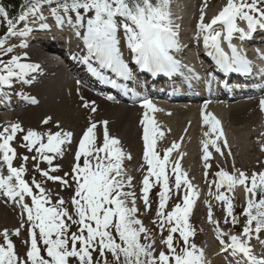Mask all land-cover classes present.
Returning <instances> with one entry per match:
<instances>
[{
  "label": "snow or ice",
  "instance_id": "6c2138e0",
  "mask_svg": "<svg viewBox=\"0 0 264 264\" xmlns=\"http://www.w3.org/2000/svg\"><path fill=\"white\" fill-rule=\"evenodd\" d=\"M0 18L6 25V32L0 36V89H11L16 84L30 85L36 79L42 71L41 65L30 62L26 51L12 53L17 47L28 48V39L34 32L48 31L53 26L58 30H70L82 42L80 55L74 58L101 84L125 96L136 98L134 85L141 73L155 79L161 75L172 77L186 69L176 58L180 45L169 0H24L21 11L14 17L0 6ZM49 18L53 24L48 22ZM197 30L217 70L225 74L250 75L253 66L233 39L242 43L257 30L264 31V0H226L208 22L201 10ZM12 40H19V45L6 46ZM225 44L228 51H225ZM6 56L10 58L5 59ZM187 74L199 80L191 69H187ZM81 99L82 107L90 109L91 113L97 112L95 101ZM107 99L111 100L112 96ZM140 103L150 112L158 111L147 98H142ZM259 106L264 111V98ZM207 107L205 103L200 114L203 124L208 126L203 134L206 139L201 143L209 195L223 202L224 221L233 226L239 221L234 214L232 198L225 192L243 186L246 199L240 235L220 232L219 221L213 220L210 204L208 222L216 225L220 254L231 257L229 264H264V255H256L251 245L255 239L264 248V239H261L264 233V170L247 175L239 169L233 168L229 173L220 168L212 173L214 179L208 180L212 157L209 146L221 156H224L222 147L229 146L226 139L222 146L217 143L224 134L220 121L206 110ZM51 119L46 117L41 123L48 125ZM141 124L144 126L143 160L147 168L139 199L148 211L150 193L159 187L156 219L152 221L160 232L158 252L153 230L138 218L140 210L135 192L124 190L132 187V177L125 179L123 175L125 153L119 139L110 135L107 121L97 122L89 117L78 139L73 131L61 128L58 121L56 131L24 129L14 122L0 129V196L6 198V203L11 201L19 206L26 221L11 234L8 229L0 232V264H208L205 251L190 239L196 230L189 217L199 193L182 170L180 160H170V154L179 145L173 143L161 156L156 150V139L163 133L152 126L148 112ZM99 125L103 126L102 143L97 132ZM260 138V149L264 152V132L260 133ZM17 140L19 147L32 153L31 156L18 155L13 147ZM74 144L70 171L63 176L55 175L61 165L54 160L71 151ZM228 155L231 156L230 149ZM16 159L21 161L19 166H14ZM30 159L32 171L42 180H37L35 175L31 181L25 178L26 163ZM41 164H46L47 168H42ZM5 169L6 174H3ZM44 181L58 183L62 190L71 189L69 200L55 193L57 199L53 202L54 193L44 187ZM213 185L215 193L211 191ZM174 195L179 199L167 210ZM73 226H76L75 231H72ZM21 228L27 232L23 255L16 251L10 238V235L19 237ZM164 231L167 236L163 235Z\"/></svg>",
  "mask_w": 264,
  "mask_h": 264
},
{
  "label": "bare ground",
  "instance_id": "6f19581e",
  "mask_svg": "<svg viewBox=\"0 0 264 264\" xmlns=\"http://www.w3.org/2000/svg\"><path fill=\"white\" fill-rule=\"evenodd\" d=\"M194 1L195 2L193 4L199 5V6H196L195 8L196 10L197 9L200 10L203 6H205L206 3L210 1L212 2L214 1L218 3L216 7H213L209 11L210 13L212 12V14H208L204 12L205 22H208L216 14H218V12L226 4V0H197V1L194 0ZM175 10H177V13L181 12L180 7L176 8ZM193 11L194 13L196 12L195 10ZM195 38H197V36H195ZM38 42L39 40L35 42L30 41L29 43L31 45V44H36ZM195 44L196 42H195V39L193 38L191 40V46ZM35 47L36 46H31L30 48H35ZM187 49H189V46H186L184 48V51L187 52V54H185V57L187 58V60H191L192 57ZM31 55L34 57L35 62L40 61L39 54L35 49L32 50ZM57 79H58V76L56 75L54 78L47 80L42 85L40 84L39 87L45 88L44 90L41 91L43 101L44 99H47V98L49 101H54L53 105L46 103L44 106V110L46 111V108L48 107H56V113L53 117L62 123H66L67 120H76L78 117L83 118V115L88 113L89 109L82 107L83 101L81 97H83L86 100L95 101V105L97 107V112L95 113L89 112V114H87L86 116L87 120L86 119L85 120L88 122L89 117H91V119H93L94 121H96L97 119L98 121L101 119H105V118L106 119L108 118V120L110 119L109 126H107L110 132V135L117 136V135L122 134V142L124 146H127V142H128L127 137L129 138L128 135H131L130 127H133L132 122L135 119L136 121L138 119H144L145 112H148L149 117H151L153 113L157 115L156 118L158 120H162L164 118L166 120L171 121V124L173 125V129L176 128V131L177 130L179 131L181 127V128H187L189 131L195 134L196 128H197L201 131V134H199L201 136V139L199 141L202 142V140L206 139V137H204L203 134L205 131L208 130V126L204 125L203 121H200L199 123H197L194 120H190V118H193L189 116L193 112V108L189 105H182L179 102H176L173 100L169 101L168 103H161L157 100H153L152 103L156 106L158 111L150 112L141 106V103H140L141 99L139 98V100L133 101V107L126 108L125 106H122V105H112V104L99 101V99L96 96H94L89 89H79L76 85V80L68 82L66 79H62L57 82ZM63 84L67 86L68 91L66 93H60V94L55 93L54 92L55 87L58 85H63ZM237 98L239 97L234 96L232 98V97H227V96H221L220 98L216 99L220 101L215 100V101L210 102L206 110L213 113L215 117L220 121V127L224 134L223 139H226L228 142H230L228 135H231V137L235 136L237 145L229 149L230 150L233 149V152L237 154L240 148L239 152H244L247 155V152H248L247 150L254 151V149L249 148L246 150L245 148L242 147L241 143L244 141L245 135L247 138L248 137L251 138V136L253 135L260 137L261 129L258 128L257 123L258 122L260 123V120L264 118V111H261L260 106H259V101L262 98H264V96L262 95L261 97L252 99L249 102H245V100L242 102H237ZM157 99H160V98H157ZM136 105L137 107L142 108L141 111H137L134 109ZM203 106L204 105L202 106L200 105V108H202ZM200 110L198 111L199 115H201ZM167 113L174 114L175 116H179L180 118L174 122L173 121L174 118L173 117L168 118ZM183 117H186V118L183 119ZM1 127L2 125L0 126V128ZM99 127H103V126L100 125ZM256 129L257 130L259 129V131H256ZM262 132L264 131L262 130ZM165 135L169 138L168 134H165ZM184 137H185V134H183L182 132L180 131L178 133L175 132L173 136V142H170V141L167 142L168 147H170L173 143H176L179 145V147L170 154V160L174 161L175 159H179L181 155H183L184 157L182 158L184 159L183 166L186 168V169L184 168V170L188 174V178L192 182L201 183L203 180V177L199 175L197 172H192V171L190 172L191 168L187 166L190 163H194V164L196 163L197 160H195L194 155L191 153H194L199 147L197 143H193V142L184 146L183 144L190 142L188 140L186 141V138L188 137L187 134H186L185 140L183 141ZM180 138H181V142L180 140H178ZM128 148L129 146L127 147V151L129 152ZM189 148L191 152H190L189 157H187V154L184 155V153H186L187 149ZM199 151L201 152L200 154L202 155L201 149H199ZM132 157L133 156H130V159H132ZM194 168L196 167L192 166V169ZM254 170L257 171V169H254ZM124 176H126V178L128 176L132 177V173L128 172V174H124ZM231 192L235 197H239V196L243 197V195L245 196V193L243 191V186L238 185ZM1 220L5 221L6 223L13 222L12 218L7 219V221L3 219ZM208 250L212 254L213 252H215L214 249L209 248ZM207 261H208V264H221L220 261L218 260V256H216L215 254L209 257Z\"/></svg>",
  "mask_w": 264,
  "mask_h": 264
},
{
  "label": "rangeland",
  "instance_id": "374dc122",
  "mask_svg": "<svg viewBox=\"0 0 264 264\" xmlns=\"http://www.w3.org/2000/svg\"><path fill=\"white\" fill-rule=\"evenodd\" d=\"M194 2H195L194 0H169V11L171 9H174L178 5H181V7L183 9H185L186 7H191L192 5L194 6V8H196V6H199V5L193 4ZM217 5H218L217 2L210 1V2L206 3L205 6H203L200 10H198V9L196 10L195 9V11H196L195 12V16H197L199 14L201 15V10H203V12H206L208 14H212V12L210 13L209 11L213 7H216ZM183 9H181V10H183ZM43 105H44V102L40 100L38 105L35 106V107H24L23 108L24 112H23V114H21L22 116H20V117H16L15 116L16 120L15 119L12 120V123L13 122L19 123L24 129L31 128V129L42 130V131H46L47 129H50V130L56 129V127L54 125L55 122H50L48 125H43V124L41 125L40 124L41 121H42L41 116L45 114L44 110H40V108L43 107ZM199 110H200V108L194 110V112L189 115V116L193 117V118H190V120H194L197 123L202 121V117L198 113ZM50 112L53 115H55L56 108L51 109ZM8 113L9 112H5L6 115ZM167 114L166 115H167L168 118H170V117L174 118V120H173L174 122L180 118L179 116H175L174 114H169V113H167ZM185 118L186 117H183V119H185ZM140 120L141 119L136 121V119H135L132 122V126L133 127H130L131 135H128L129 138L127 137V140H128L127 146H124L123 144H121L122 149H123V151L125 153V159L123 160V163H122L123 174L127 173V172H131L132 173V184H134L133 188H134V192L136 194V197L138 199L137 204L139 206H141V203H143L142 200L139 199V197H140V188L142 187V185L140 184V181H141L140 179L142 178V176L146 172V168H147V166H146V164L144 163V160H143V151H142L141 140H140V131H141V126L139 127ZM126 124H127V122H126ZM154 124H155V127H157L159 129V131L163 133L162 136H158L157 139H156V150L160 153L161 156L163 155V152L168 148V143L167 142L168 141L173 142V136H174L175 132L178 133L180 131L183 134H185V137H186V134L188 135V137L186 138V141L188 140L190 142L189 143L187 142V143L183 144L184 146H186L187 144H190L191 142L197 143L199 148L194 153H191V154L194 155L195 160H197V161H196L195 164L194 163H190L187 166L191 168L190 170H192V172H197L199 175H201L203 177L202 182L201 183L199 182V183L201 184L200 188H202L200 196L202 194L201 200H202V203L204 204V208L202 207V208H200L202 210H200L199 212L198 211L195 212V213H198L201 217H203L204 216V212H206L205 211V209H206L205 206H208L209 204H211L213 202L217 204V200L215 199L214 195H209L208 181H206V179L204 177L203 160H202V155L200 154L201 152L199 151V149H201V151H202V146H201L202 143H201V141H199L201 139V136L199 135V134H201V131L196 128V133L193 134L187 128H181V127H180L179 131L178 130L176 131V128L173 129V125L171 124V121L166 120L164 118L162 120L155 119ZM80 125L84 126V123H81ZM257 126H258L259 129L262 128L261 120H260V123L259 122L257 123ZM259 129L258 130L256 129V131H259ZM97 132L99 134V138L103 136V132L102 131H97ZM260 132H262V130ZM165 134H168L169 138ZM118 137H122V135H118ZM185 137L183 138V141L185 140ZM228 138L230 140V142L227 141L229 147L228 148H223L222 147V151L224 152V156H221L220 154L216 153L215 150L212 149L211 146H209V150H210V152H212V157L210 158L211 168H210V174H209V177H208L209 181L214 179L212 173H215L220 168L225 169L229 173L233 172V168L239 169V170L244 171L247 175H251L250 171L246 172V170H248V169H250V170L251 169H257L256 172L264 170V152H261V149H260V145H261V138L260 137L253 135V136H251V138L250 137L247 138L246 135H245V139L241 143L242 147L245 148L246 150L249 149V148H252V149H254V151L247 150L248 152H247V155H246L244 152H239L240 148H239L237 154H235L233 152V149H231L230 150L231 151V156L228 155L229 148H232L233 146H235L237 144H236L235 136L231 137V135H228ZM100 140H101V138H100ZM178 140H180V142H181V138L178 139ZM217 143L222 146L223 138L221 140L217 141ZM128 146H129V148H128L129 152L127 151V147ZM22 149L24 150L23 155H28V156L32 155V153L27 152L26 149H24V148H22ZM190 152L191 151H190V148H189V149H187V152L184 153V155L187 154V157H189ZM73 155H74L73 152H71V153L66 152V154L62 158L59 157V158L62 159V162L54 160V163L61 165V170L59 172H57V173H54L55 175L63 176L64 172L70 171L71 164L73 163ZM129 156H133L132 159H128L127 157H129ZM182 158H184L183 155H181L179 160H180L182 169H184L185 168L183 166L184 159H182ZM17 161H18V165H19L21 163V161L19 159H17ZM28 163H29V161H27V163H26V167L28 169V172L26 173V178L29 181H31L32 176L35 175L37 180H42V178L39 176L38 173H34L32 171V165H30ZM144 165H145V167H142ZM136 166H137V168H136ZM192 166L196 167V168L192 169ZM41 167L42 168H47V165L46 164H41ZM172 182L174 183V178L172 179ZM43 183H44V187L47 188V189L49 188L50 190L52 189V192L54 194L57 191L58 192L62 191L64 193H60L59 192V194H63L62 196H64V197H70L71 196V193H72L71 189H69L68 192H67L66 190H62L58 183L55 184V183H53L51 181H44ZM194 184L196 186H198L197 182L194 183ZM157 191H159V187L158 186L156 188H154L151 191V193H150V200H151L150 209L148 211H145L144 204H143L142 210L139 211V213L137 214L138 218L141 219V221L143 222V224L146 227H149V223L147 222V220L150 218V215H154L155 214L156 205H157V197H156V192ZM211 191H212V193H215L216 190H215V186L214 185H213ZM226 195L230 196L229 192L226 193ZM230 197L232 198V202H233L234 207H240L241 208V209L239 208L240 212L237 214V218H238L239 223L237 225H235L236 227L241 228L243 226V223H244V220H245V217L242 215V212H243V207H242V203H241L242 202L241 201L242 196L234 198V196L232 195ZM56 199L57 198L53 197V202ZM178 199H179V197L174 195L173 198L169 201L168 204H173ZM206 201H207L208 204L206 203ZM68 206L70 208V204ZM8 212L10 213L8 215V218L13 216L12 209H8ZM0 213H1V210H0ZM144 213H146V214H144ZM194 214L190 213L189 220H190L191 226L194 227L195 230H196V234L194 236L195 240H193L195 242V244H196L197 241L199 240V237H200L201 233H199V231H198V229H199V224L197 223L198 219H197V217H195ZM215 214L219 215V209H218L217 212H215ZM13 222H19L17 220V217H15V220ZM223 222H224V224L226 226H230L231 225L230 223H225V221H223ZM151 224H152V222H151ZM11 225H12L11 223H5L6 229L9 230L10 234H11V232L14 229L18 228V226L15 225L11 229ZM153 226H154L153 227L154 230L157 233L160 234L159 230L156 229L154 224H153ZM231 226H233V225H231ZM73 227H74V229L72 231H75L76 230V226H73ZM3 230L4 229H2L0 232H2ZM159 234H157V235H159ZM163 235L167 236V231H164ZM174 235L178 236V234H174ZM153 236H154V233H153ZM10 238L12 239V241L14 243L16 251L19 254L23 255V253L25 252V248H26V245L23 243L27 239L26 229H21V234H20L19 237L10 235ZM0 243H2V238L1 237H0ZM159 249L157 248V252L159 251ZM108 259L111 260V255L110 254H108Z\"/></svg>",
  "mask_w": 264,
  "mask_h": 264
},
{
  "label": "trees",
  "instance_id": "16d2710c",
  "mask_svg": "<svg viewBox=\"0 0 264 264\" xmlns=\"http://www.w3.org/2000/svg\"><path fill=\"white\" fill-rule=\"evenodd\" d=\"M24 0H0L3 7L9 13L10 17H14L21 10V3Z\"/></svg>",
  "mask_w": 264,
  "mask_h": 264
}]
</instances>
